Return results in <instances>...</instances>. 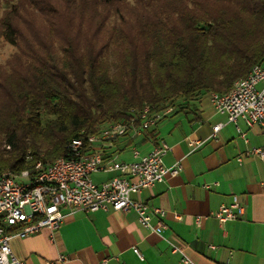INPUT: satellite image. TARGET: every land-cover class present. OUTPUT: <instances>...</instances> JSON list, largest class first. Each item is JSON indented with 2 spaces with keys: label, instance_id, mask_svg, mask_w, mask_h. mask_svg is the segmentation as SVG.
Instances as JSON below:
<instances>
[{
  "label": "trees",
  "instance_id": "trees-1",
  "mask_svg": "<svg viewBox=\"0 0 264 264\" xmlns=\"http://www.w3.org/2000/svg\"><path fill=\"white\" fill-rule=\"evenodd\" d=\"M0 36V173H34L132 110L230 92L264 62V0H0Z\"/></svg>",
  "mask_w": 264,
  "mask_h": 264
},
{
  "label": "crops",
  "instance_id": "crops-1",
  "mask_svg": "<svg viewBox=\"0 0 264 264\" xmlns=\"http://www.w3.org/2000/svg\"><path fill=\"white\" fill-rule=\"evenodd\" d=\"M218 124L224 126L214 135ZM238 128L241 133L204 97L185 113H170L147 135L121 137L103 148L107 158L133 162L135 149L145 156L160 143L170 146L164 165L180 164L182 172L133 197L165 211L164 237L144 229L135 212L69 215L64 209L68 216L58 231L43 229L25 239L14 238V256L25 264H100L105 258L109 264H182L167 239L195 264H264V161L248 154L264 148V128H249L243 121ZM93 175L101 176L92 179L98 185L115 176ZM234 197L245 205L242 219L221 224L211 217ZM197 218L202 219L200 228ZM61 256L67 260L61 262Z\"/></svg>",
  "mask_w": 264,
  "mask_h": 264
},
{
  "label": "built area",
  "instance_id": "built-area-1",
  "mask_svg": "<svg viewBox=\"0 0 264 264\" xmlns=\"http://www.w3.org/2000/svg\"><path fill=\"white\" fill-rule=\"evenodd\" d=\"M208 99L218 114L225 115L228 123L237 126L239 133L240 121L249 128H264V62L255 65L244 79L235 82L230 92L211 93ZM171 112V109L157 111L151 106L132 110L129 118L109 125L99 134L88 136L86 140H73L69 145L70 159L59 158L44 170L42 164L37 163L34 173L28 170L0 173V264H25L14 256L12 240L25 239L43 229L58 231L68 216L63 213L64 209L70 210L69 215L77 211L135 212L144 229L164 237L168 229L164 222L165 211L150 208L133 197L164 182L168 175L176 177L182 172L180 164L172 167L164 165V158L171 151L170 146L160 143L145 156L135 149L133 162L107 158L103 148L121 137H143ZM223 126H215L214 135ZM241 135L244 137V134ZM248 154L264 161V148H254ZM96 173H114L115 176L98 185L92 180ZM244 214L245 205L234 197L232 204L221 206L211 217L224 224L240 220ZM155 217L157 221L153 223ZM195 225L200 228L202 219L197 218ZM166 241L171 245L172 252L181 256L182 264H195L183 248ZM133 250L143 260L138 248ZM66 260L65 256L60 257L61 262ZM100 264H109V260L105 258Z\"/></svg>",
  "mask_w": 264,
  "mask_h": 264
},
{
  "label": "rangeland",
  "instance_id": "rangeland-1",
  "mask_svg": "<svg viewBox=\"0 0 264 264\" xmlns=\"http://www.w3.org/2000/svg\"><path fill=\"white\" fill-rule=\"evenodd\" d=\"M5 0H1V3L4 2ZM16 53V49L7 43L3 37L0 36V64H5L10 57ZM1 144V140H0ZM98 177H101L100 175H93L92 179L96 181Z\"/></svg>",
  "mask_w": 264,
  "mask_h": 264
}]
</instances>
